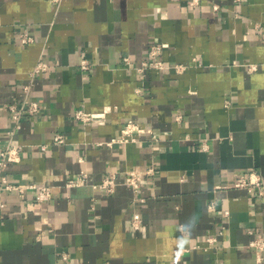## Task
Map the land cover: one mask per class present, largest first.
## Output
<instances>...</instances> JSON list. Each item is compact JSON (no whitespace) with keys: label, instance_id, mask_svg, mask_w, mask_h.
I'll use <instances>...</instances> for the list:
<instances>
[{"label":"crops","instance_id":"1","mask_svg":"<svg viewBox=\"0 0 264 264\" xmlns=\"http://www.w3.org/2000/svg\"><path fill=\"white\" fill-rule=\"evenodd\" d=\"M153 43L172 67L138 71ZM39 58L49 66L32 73ZM77 107L102 116L82 122ZM128 119L157 139L105 143ZM10 146L0 175L52 195L0 189V264H264L249 245L264 239V198L229 186L264 182V0H0V150ZM150 163L139 200L124 176ZM112 173V191L93 188Z\"/></svg>","mask_w":264,"mask_h":264},{"label":"built area","instance_id":"2","mask_svg":"<svg viewBox=\"0 0 264 264\" xmlns=\"http://www.w3.org/2000/svg\"><path fill=\"white\" fill-rule=\"evenodd\" d=\"M199 0H188L189 5L196 6L198 4ZM34 40V37L32 34L28 33L27 31H21L19 33V41L21 43H29ZM165 45L163 43H153L149 46L148 49V55L149 58L143 59L141 64L137 66L138 71H144L146 67H154L155 69H164L172 67L171 65H167L164 63L162 59L159 57H156L158 53L163 49ZM123 60L125 62H128V57H124ZM79 68L81 71H88L94 66V61L87 57L85 54L80 55L79 60ZM49 66L48 61L39 58L33 69L32 73H40L42 71H45ZM173 67H175L177 70H181L184 65L182 63L174 64ZM24 89H28V84L24 85ZM26 109L30 113H36L40 110V104L35 99H28L24 101ZM8 111L10 113L11 118L13 119L14 127H18V119L20 114V107L17 106L16 103H10L7 105ZM73 116L82 121L87 122L91 119L99 118L102 116L101 112H92V111H86L82 107H77L74 110ZM179 117V116H178ZM139 132H148L150 133L155 139H157V133L152 130L150 127L147 126H141L137 122L128 119L123 123V125L120 127L118 133L111 137L109 140L105 141V143L112 145L115 142H125L129 140H134V133ZM64 140V136L62 133H56L53 135V141L61 142ZM41 149H46V144L40 145ZM201 149H206L207 144L205 142H202L200 145ZM17 158L16 155V148L15 146L6 147L0 150V168L7 165V162L10 160H13ZM155 166L153 163H150L144 170H138V169H128L126 171V174L124 176V183L128 184L132 190L137 193V196L139 200H143V197L138 196V191L141 183V179L144 174H152L154 173ZM87 173L85 171H80L76 177H74L73 180L69 181V185L78 184L82 180L87 179ZM116 181V174H107L105 175L100 181L92 183L93 188L95 189H101L104 192H110L114 189ZM220 186V185H217ZM229 186L233 187H244L251 193H255L256 195L264 198V182L260 179V177L256 176L253 173H250L248 176H238L235 181L230 184ZM0 189H6V190H12L19 194H22L26 191H32L34 193L35 199L39 202L45 201L49 198H51L52 195V187L50 184L43 183V182H35V181H28L25 183H15L12 181H9L6 177V175L1 174L0 175ZM208 208H214L215 202L214 200H211L207 204ZM223 214L227 215L228 210L224 209ZM141 223V218L138 212H135L131 219V224L138 228L139 224ZM208 240H214V236H209L207 238ZM249 245L253 246L256 249V261L261 262L262 259V252L264 251V239L262 237H252L249 240ZM232 264H245L242 261L234 262Z\"/></svg>","mask_w":264,"mask_h":264}]
</instances>
